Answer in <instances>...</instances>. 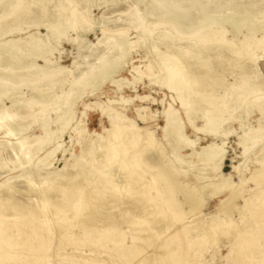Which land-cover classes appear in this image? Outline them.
<instances>
[{"label": "bare ground", "instance_id": "6f19581e", "mask_svg": "<svg viewBox=\"0 0 264 264\" xmlns=\"http://www.w3.org/2000/svg\"><path fill=\"white\" fill-rule=\"evenodd\" d=\"M4 1L0 0V5ZM37 1L43 14L49 0ZM26 3L25 9H28L34 1L28 0ZM77 3L78 0L69 1V5L77 6ZM15 7L10 14L14 16V23L10 25L8 33L16 31L19 25L17 11L21 7ZM235 14L233 12L212 19L208 15L202 16L189 36L190 41L195 40L201 45L188 43L181 53L175 52L173 60L176 64L174 68L168 69L166 80L169 88L180 94L182 107L192 104L188 100L191 96L190 89L208 104L202 111L203 124L195 131L216 135L224 121L221 118L223 111L245 107L244 100L247 97L253 100L249 102L250 106L246 110L256 107L264 114V93H261L264 91V81L260 75L257 78L255 74L254 80V76L250 77L257 59L255 50L264 51V23L255 24L248 19L246 21L245 17V20L242 17L241 20ZM71 16L70 25L80 24L76 14L72 13ZM183 16V13L180 14V18ZM67 17L66 11L57 9L52 22L43 25L46 31L45 40L32 34L24 39L9 41V46L0 44V69L5 77L0 81V97L20 94L19 88L12 86L13 80L26 77L29 79L36 71L30 68V75H25L21 70L33 66L37 59L48 62L47 57L52 52L47 36H61L67 26L66 24L65 28H61V24ZM177 22L180 24L179 20ZM37 23L35 27L40 22ZM5 24L6 18H2L0 31ZM178 24L170 25L169 30L180 35L182 28ZM224 24H228L233 35L244 27L248 28V33L244 34V40L239 45H233L226 40ZM256 32H261L259 39L253 35ZM122 34L118 33V36ZM159 35L165 39L164 33ZM142 42L143 39L139 44ZM101 43L99 41L98 45ZM128 46L125 40L117 39L119 56L102 63L97 71L84 76L79 82L80 88L73 87L62 102V107L53 109L61 128L73 119V111L66 107L75 101L77 89L84 90L88 84L101 85L108 72L124 57ZM169 61V58L164 60ZM5 67L10 70L3 72L2 68ZM229 76L236 78L235 83L227 81ZM210 81L213 86L223 89L222 95L199 93V89L207 86ZM23 83V86L33 90L40 81ZM38 105L43 107V104ZM20 106L21 103L13 101L11 109L18 110ZM163 115L165 125L162 131L165 138L173 140V148H193L194 141L185 137L184 127L177 114L167 110ZM118 117L115 114V118ZM193 120L194 116L188 114V121L192 123ZM39 122L46 135L48 120L44 118ZM17 126V122L10 115L3 116L0 120V131L5 138L19 135L20 129ZM130 126L134 127V124ZM128 129L131 131V128ZM81 133L82 130L77 131V134ZM106 133V138L96 134L90 152L85 157H80L85 161L75 159L71 171L66 164L59 172L44 169L49 164L36 166L32 170L24 169L20 177L27 187L22 193L29 200L31 196L35 197L33 201L20 200L18 194L21 192L15 190L10 183L0 184V264H197V258H200L203 249H210L217 244L218 239L230 236L232 240L227 245L226 258L231 260V264H264V149L260 151L257 166L249 171L248 178L240 175L239 181L228 187L226 181L228 182L231 175L219 177V183L213 185L214 190L210 192L226 195L219 201L216 211H212L213 216L208 219L207 214H202L201 210L204 198L197 193L206 186L199 184L194 178H188V173L184 174L185 179H181L178 171L173 168V163L169 160H158L163 152H159L157 146L153 147L155 145L151 135L146 134L144 140H141L129 136L127 131L114 123ZM135 133L140 135V130ZM263 138L264 124H261L253 133L242 137L241 146L246 151ZM16 141L6 140L0 151L12 150L16 162L23 157L25 164L41 150L44 143H36L32 149L22 153L24 141L19 138ZM59 147L50 150L46 158L52 156ZM201 150L205 155L204 161L221 163V147L212 143ZM201 150L197 151L200 155ZM5 165L0 156V170ZM109 166H112L110 170ZM35 179L38 180L37 183L34 182ZM245 181L252 183L254 187L248 189L244 186ZM230 182L229 180V184ZM238 199L243 201L241 209L236 204ZM95 205H101L102 208L92 213L90 208ZM104 210L107 211L105 215ZM201 214L205 217L199 219ZM191 217H196L197 220L188 225L187 220Z\"/></svg>", "mask_w": 264, "mask_h": 264}, {"label": "rangeland", "instance_id": "374dc122", "mask_svg": "<svg viewBox=\"0 0 264 264\" xmlns=\"http://www.w3.org/2000/svg\"><path fill=\"white\" fill-rule=\"evenodd\" d=\"M27 1L16 0L14 3V0H5L0 5V20L6 18V24L0 31L1 45L5 43L4 46H9V41L24 39L32 34L34 37L45 40L46 31L43 25L52 22L58 8L63 9L68 14L67 19L62 22L61 28H65L66 24L67 26L61 36L58 34L47 36L52 52L47 57L48 62L37 59L33 66L21 70L25 75H30L28 72L30 68L36 70L29 79L26 77L13 80L14 82L11 84L13 87L19 88L20 94L0 97V120L3 116L10 115L15 119L18 124L17 127L20 129L19 135L11 138H5L0 131V147L2 148L6 140L17 142L16 140L19 138L24 141L22 153H26L36 143L44 142L41 150L27 164L24 163L23 157L20 158L19 162H16L13 151L10 149L0 151V156L6 164L5 168L0 170V184L3 182L10 183L15 190L21 192L18 196L22 201L35 200L33 196L29 200L22 193L27 187L23 178L20 177L24 169L32 170L36 166L49 164L44 169L59 172L66 164L67 169L71 171V165L75 159L85 161L80 157H85L90 152L96 134L106 138V132L111 130L114 123L115 126L127 131L129 136H135L141 140H144L146 134L151 135L154 140L153 145H155L153 147L156 148L157 146L158 151L163 152L158 160H169L173 163V168L176 172L178 171L181 179H185L186 175L184 174L188 173V178H194L199 184L205 185L207 188L205 187L197 193L204 198L202 214H207L206 217L210 219L213 216L211 213L216 211L219 201L223 200L226 195L214 194L215 191L210 192L214 190L213 185L219 183V177L231 175L228 182L226 181V186H231L239 181L240 175H245L248 178L249 171L257 166L258 155L264 149V138L256 146L247 148L246 151L241 146V139L243 136L253 133L259 125L264 124V114L256 107L257 110L252 107L254 109L251 108L247 111V107L250 106L249 102L253 100L251 97H247V100H244L245 107L223 111L221 118L225 122L223 121L218 128L216 135L200 130L195 131L203 124L202 111L207 108L208 104L202 101L193 89H190L191 96L188 100L192 104L182 107L179 99L180 94L170 89L166 80L168 69L174 68V64H176L173 55L181 53L188 43L201 45L195 40L190 41L189 36L194 32L196 23L201 20L202 16L208 15L212 19L235 12L238 14L235 15L239 16L238 19L242 17L243 20L246 18V21L248 19L252 23L261 24L264 23V0H78L77 6L69 5L70 0H49L43 14L40 12L37 0H29L34 1V4L25 9ZM158 4H160L159 8L157 7ZM16 5L21 7L17 11L19 25L16 31L8 33L10 25L14 23V16L10 14L14 12ZM72 13L78 16L80 24L70 25ZM182 13L184 16L180 18ZM166 14L168 15L166 16ZM178 20L180 24H178ZM36 22H40L38 27H35ZM175 23L182 28L180 35L169 30L170 25ZM223 26L226 40L233 45H239L248 33V28L244 27L237 33L238 35H233L228 24ZM118 33L123 34L118 36ZM159 33H164L166 41L160 37ZM260 33L256 32L253 35L259 39ZM117 39L125 40L129 44L124 57L117 62L116 67L108 72L101 85L94 83L96 84V86L92 84L94 87L88 84L84 90L77 89L75 101L66 107L73 111V119L67 126L61 128L53 109L62 107V102L73 87L80 88L79 82L84 76L97 71L102 63L104 64L111 58L119 56V50L116 47ZM141 39L143 42L139 44ZM99 41L102 42L100 45H98ZM21 45H24L23 42ZM254 53H257V59L250 77L254 76V80L255 74L257 78L260 75L264 81V51L255 50ZM165 58H169L171 63H169L170 61L164 62ZM192 62L193 59L190 63ZM2 69H4L3 72L10 70L9 67ZM3 75L0 69V81L5 79ZM49 77H51L50 80H46ZM34 81H40V83L33 90L28 86H23V82L29 84ZM227 81L235 83L236 78L229 76ZM262 88L264 89V87ZM199 91L200 94L211 95L214 93L218 96L222 95L223 89L220 86H213L210 81L207 86L200 88ZM261 93L263 95L264 91ZM124 100L128 102L124 103ZM13 101L21 103L18 110L11 109ZM38 104H43V107ZM167 110L177 114L184 127L185 137L194 141L193 148L174 149L173 140L165 138L162 131L165 125L163 112ZM189 110L191 111L189 112ZM115 114L119 117L115 118ZM188 114L194 116L192 123L188 121ZM44 118L48 120L46 135L39 124L41 123L39 121ZM132 123L134 127L130 126ZM128 128H131V131ZM75 130H82L83 133L77 134ZM137 130H140V135H136ZM212 143L223 150L221 163L220 161L218 162L219 165L215 163L219 168L213 161H204L205 155L201 149ZM56 146H60L59 149L52 156L46 158V154L50 150H54ZM200 150L201 155L200 152H197ZM173 156L176 158L174 159ZM176 160L180 161L177 162ZM111 167L109 166L108 169L110 170ZM229 180L233 183L230 182L229 184ZM34 182L37 183L38 180L35 179ZM244 186L248 189L254 187L252 183L247 181H245ZM236 204L238 207L241 206V209L243 206L242 199H238ZM99 208L102 206L95 205L90 208V211L94 213ZM104 211L103 214L105 215L107 211ZM201 217L204 218L205 216L202 215L199 219H202ZM191 218L187 220L188 225L197 220L196 217V219ZM230 240H232V236L222 237L213 246L215 249L212 246L210 249L208 248L209 250L203 249L200 252V258H197V264H231V260L226 258L227 245ZM51 262L53 263V259Z\"/></svg>", "mask_w": 264, "mask_h": 264}]
</instances>
